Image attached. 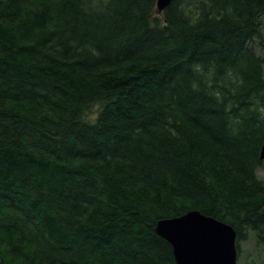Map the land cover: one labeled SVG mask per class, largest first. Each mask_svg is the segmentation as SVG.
I'll list each match as a JSON object with an SVG mask.
<instances>
[{"label": "trees", "instance_id": "trees-1", "mask_svg": "<svg viewBox=\"0 0 264 264\" xmlns=\"http://www.w3.org/2000/svg\"><path fill=\"white\" fill-rule=\"evenodd\" d=\"M157 2L0 0V264H177L191 211L264 241V0Z\"/></svg>", "mask_w": 264, "mask_h": 264}, {"label": "water", "instance_id": "water-1", "mask_svg": "<svg viewBox=\"0 0 264 264\" xmlns=\"http://www.w3.org/2000/svg\"><path fill=\"white\" fill-rule=\"evenodd\" d=\"M171 2L158 0V13ZM261 159L264 161V145ZM155 232L170 243L177 264H238L236 230L199 211L161 220Z\"/></svg>", "mask_w": 264, "mask_h": 264}, {"label": "rangeland", "instance_id": "rangeland-1", "mask_svg": "<svg viewBox=\"0 0 264 264\" xmlns=\"http://www.w3.org/2000/svg\"><path fill=\"white\" fill-rule=\"evenodd\" d=\"M264 37V26H263ZM100 105H96L89 112L86 119L89 122L95 120L98 115ZM258 177L264 182V165L258 169ZM241 253L238 257V264H264V241L257 243L253 234L247 236V240L242 242Z\"/></svg>", "mask_w": 264, "mask_h": 264}]
</instances>
